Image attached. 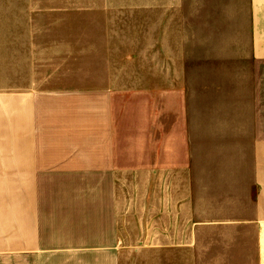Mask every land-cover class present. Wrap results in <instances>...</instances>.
<instances>
[{"label": "crops", "instance_id": "obj_1", "mask_svg": "<svg viewBox=\"0 0 264 264\" xmlns=\"http://www.w3.org/2000/svg\"><path fill=\"white\" fill-rule=\"evenodd\" d=\"M85 1L102 24L88 27L91 83L83 86L74 68L51 75L42 54L49 43L30 42L32 31L12 24L40 19L45 0H0L8 28L0 30V264H120L126 176L145 178L149 237L167 239L168 173L194 172L201 147L210 161L215 152L244 160L250 205L213 224L251 231L253 264H264V0L244 1L249 77L234 58L208 67L220 77L202 82L170 46L184 43L189 0ZM114 46L129 48L124 60L110 55ZM182 192L174 204L203 232L197 199L193 210Z\"/></svg>", "mask_w": 264, "mask_h": 264}, {"label": "rangeland", "instance_id": "obj_2", "mask_svg": "<svg viewBox=\"0 0 264 264\" xmlns=\"http://www.w3.org/2000/svg\"><path fill=\"white\" fill-rule=\"evenodd\" d=\"M244 1L237 0V8L231 9L226 7L228 0H189L190 20L186 21L188 34L183 35L184 43L181 41L170 46L185 54L186 67L195 68L196 82L218 80L219 74L211 73L210 69L214 65L229 66L235 59L242 63L244 79L249 77V71H245L248 70V66H245L248 62V22ZM85 3V0H45L47 12L40 19L12 23L17 31L24 28L32 31L33 35L28 38L30 42L49 43L48 49L42 54L50 57L51 75L62 69L74 68L72 70L81 71L83 77L79 84L83 86L91 83L87 76L91 74L92 65L84 64L89 63L93 56L88 47L89 38L94 34L88 32V27L90 24H102V16L91 18L87 15ZM70 5L76 7L70 8ZM140 15L135 16L138 21ZM231 17L236 20L233 27ZM41 28L47 29V32L39 34ZM6 29V23L0 24L1 31ZM57 41L64 42V47L56 44ZM231 49H239L241 53L233 57ZM123 50L129 48L114 46L110 55L114 59L124 60L126 54ZM62 52L65 54L59 58L58 54ZM124 63L115 62L113 67L119 68ZM197 99L204 100L203 96ZM229 155H216L215 152L212 154L213 161H210L208 151L201 147V162L197 163L194 172L192 169L182 174L168 173L173 227L169 229L167 239L159 235L156 238L149 237L145 178L143 175L126 176L129 182L123 183L125 238L124 242L120 240V264H253L252 232L241 230L236 233L228 230L224 224H213V219L226 220L229 209L242 217L244 208L250 205L248 194L254 195L247 187L250 186L249 176L243 173L246 165L240 153L231 152ZM193 174L196 176V187ZM183 190L186 195H191L193 210L194 199L198 201L205 223L203 232L196 234L191 225V222H195L194 215L186 220L178 204H174L179 201Z\"/></svg>", "mask_w": 264, "mask_h": 264}]
</instances>
